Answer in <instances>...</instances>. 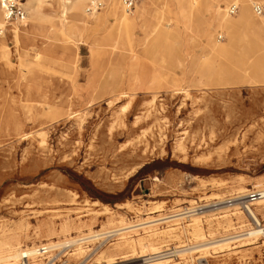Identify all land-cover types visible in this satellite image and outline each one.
<instances>
[{
  "label": "rangeland",
  "instance_id": "1",
  "mask_svg": "<svg viewBox=\"0 0 264 264\" xmlns=\"http://www.w3.org/2000/svg\"><path fill=\"white\" fill-rule=\"evenodd\" d=\"M254 2L264 9V0ZM205 3L143 0L129 13L137 17L140 7H150L132 41L124 32L117 36L107 20H91L76 34H54L53 26L61 22L58 0H44V19L34 27L29 16L15 25L23 28L19 44L15 26L6 28L0 39L5 37L11 62L0 59V248L16 237L25 249L98 230L106 234L54 248L43 255L44 263L143 264L137 244L135 251H116L115 244L153 235L150 240L162 250L189 248L203 241L188 225L193 219L115 230L264 189L259 185L264 182V69L244 72L238 41L243 29L226 56L208 54L192 40L185 26L199 38L209 17L203 15ZM208 3L226 6V0ZM252 12L264 17V10ZM220 33L219 41L229 43L227 33ZM189 53L198 55L193 82L180 66L191 60ZM114 85L122 95L111 104ZM263 207L255 211L264 220ZM223 212L231 222L216 213L200 216L207 240L241 230H234L243 224L240 211ZM64 222L69 233L60 232ZM168 226L173 233L162 236ZM48 227L55 234L49 235ZM263 242L239 243L224 253L191 250L159 264H264Z\"/></svg>",
  "mask_w": 264,
  "mask_h": 264
},
{
  "label": "bare ground",
  "instance_id": "2",
  "mask_svg": "<svg viewBox=\"0 0 264 264\" xmlns=\"http://www.w3.org/2000/svg\"><path fill=\"white\" fill-rule=\"evenodd\" d=\"M103 1L105 2L107 8H104L105 10H103L102 12L99 11L98 13H94L93 15H89L86 12L87 0H58L59 7L61 8V15H60L61 22L60 24L53 26V29H54L53 33L58 35V34H64L67 31H71V34H76L80 30L88 29L90 25L89 21L91 20H94L95 21L94 23L96 24L99 23V21L101 20H107L110 23L109 25H111L112 28L117 30L118 32L117 36H121L122 32H124L130 38H132L131 39L132 41L133 35H134L133 33L134 27L137 25V22L139 20H143L146 17L147 9H149L150 7H147V6L140 7L139 10H137V17H132L130 14L125 12L121 0H103ZM202 1L206 2L205 3L206 6H204L205 13L203 15L206 16L207 14H209V17L206 18L205 24L202 25V27L199 29L197 33L199 35V38H197L196 34L192 30H190V27L188 25L185 26L186 31H188L187 34H190V36L192 37V40L193 41L197 40L201 42L202 45H204L205 47L204 49L206 50L208 54H212L214 56H223V55L226 56V54L229 53L228 52L229 46L233 45L237 41L238 32L243 29V31H245V34L238 41H239V48L241 49L242 52H244V56L240 57V59L243 60L242 68L244 72L248 73V71L250 72V70H252L253 72L256 68L264 69L263 68L264 67V17H257L253 14L252 9H253V5L256 2H254V0H226V6L223 7L222 5L212 6L208 3V0H199L200 3ZM43 3H44V0H26L25 2V8L27 10L29 20L33 24L32 27H34L36 24H39L44 19L45 14H44V9H43ZM152 3H153V0H149V4L152 5ZM237 3H240L241 5L240 14L238 15L236 19H233L231 18L229 14V8L231 5L237 4ZM190 12H191L190 10L187 11L185 16L189 17ZM59 26L64 28V30H62V28L60 29ZM2 27H5V22H4V16H3V9L0 5V28ZM11 30L13 32V38L16 44H19L20 32L23 30V28L15 26L11 28ZM24 31H28V30L24 29ZM220 31H225L227 33L228 38H229V43L223 44L219 41L218 38L223 37V34H221ZM118 44H119L118 41H116L115 46H117ZM24 55L25 53L21 54L20 59ZM196 57H198V55L191 54V60L188 59L187 64L185 65L182 64V61H180V66H184L185 71H186V76L187 78L190 79L191 82H193L195 78L197 80L195 73L199 72V70H197V68L194 66L195 65L194 60ZM0 59L7 61L8 64H10L11 62L10 51H9L8 46L5 45L4 36L2 37V39H0ZM21 63L20 65H22ZM8 67H11V66H8ZM257 70L258 69H256V71ZM198 82L201 85L203 84L202 79L200 78L198 79ZM117 91H118V85H114L110 89L111 93H117L116 98L111 100L110 102L111 104L117 101L119 97H121L122 95L120 94L122 92L119 93ZM40 135H41L40 143L43 146L46 144V133L42 132ZM259 185L264 186V182H261ZM240 188L243 189V187H240ZM94 203H97V202H94ZM260 205L264 206V200H261L257 203V206H260ZM105 210L111 213L112 215V216L110 215L111 217H109L110 222L114 221V216H113V212H111V209L105 206ZM252 212L257 218H258V214L261 215L260 211H252ZM180 214L181 213L175 214L172 216H166L163 218H157L153 220L151 219L149 221H146V222L144 221L143 223H138V224L135 223L130 226L126 225L127 227H122L118 230H115L114 232H116L117 234V232L119 231L120 233H122L121 231H124V232L133 231V230L139 229L140 227L143 228L144 225H147L148 227H150L157 223H161V222L164 223L167 221H171V219L174 221L175 220L180 221V219L182 218ZM237 214L240 215L239 218L242 219L243 224L234 230H237L238 228H240L241 230L234 232V233L231 232L230 234L222 235L220 237L218 236V238H213L212 240L206 239L207 236L204 235L205 232L203 233V229L201 225V218L199 216L193 218L194 223L192 222L188 225L194 226L193 227L194 236L197 239H202L203 241L200 244L197 243L198 245L196 244L195 246L193 245L192 247H189V248L175 247L173 249L162 250L160 249V247L157 246V244L153 243L150 240L152 239L150 237L153 236V235H150L148 237L138 238L137 240H131V239L124 238L123 241L115 244V250L118 251V250L127 248L132 251H135L134 247H135V244H137L140 247L139 250L142 254V256L140 257L144 258L143 264H151V263L159 264V263H163L171 259L172 256H178L182 253H185L191 250L201 251V250H206V249H209V250L213 249V251H218V253L220 252L224 253V252H230L234 249H237L239 246L237 247H233V246L239 243L242 244L241 247H246V246H250L254 244L256 245L258 243L257 241L258 236L264 235V230L254 229L248 232L250 233L248 235H245V233H240L245 230L241 227L250 225V222L248 221V219H244L245 217L241 212H237ZM263 215H264V212H263ZM223 217L226 218L227 222L232 221L228 215H224ZM122 226H124V224ZM169 227L170 226H168V228L164 231L162 230L163 231L161 234L162 236L173 233V228H169ZM69 231H70V225L68 224V222L62 223L60 232L65 234V233H69ZM46 232L49 235L55 234L54 229L51 227H48ZM237 233H240V234H237ZM104 234L106 233L95 230L94 233L88 237L85 236L79 239L72 238L71 240H66L63 242L49 241V243H45L41 245V247H45L49 249L48 251L51 252L54 248H57L63 245L69 246L71 244H82L87 240L99 239ZM145 240H149L150 242L146 244L144 243ZM261 245L264 246V242ZM0 249L5 250V253L0 254V264H18L19 261L22 260V258L25 257L26 255L30 257L29 264H45L44 263L45 258H43V254L37 255L38 254L37 247H27L23 249L21 246V241L17 237L15 241L4 242ZM78 251L82 252L83 249L79 248ZM148 251L151 252L149 256L148 254L146 255ZM247 255L248 253L244 252L242 254V259ZM111 260L112 262H114L113 257H111ZM25 264H28V263L25 262Z\"/></svg>",
  "mask_w": 264,
  "mask_h": 264
},
{
  "label": "built area",
  "instance_id": "3",
  "mask_svg": "<svg viewBox=\"0 0 264 264\" xmlns=\"http://www.w3.org/2000/svg\"><path fill=\"white\" fill-rule=\"evenodd\" d=\"M143 0H121L125 12L132 13L136 10L138 5L141 4ZM26 0H0V5L3 9V16L5 27L0 28V36H2L6 28L13 27L16 24H21L27 20V10L25 8ZM239 4H233L229 8V14L234 15L239 10ZM105 7V2L103 0H88L86 12L90 15L101 11ZM255 12L260 15L263 13V6L260 3H255L253 5ZM264 200V189L262 190H252L245 194L236 195L234 197H227L226 199H218L209 202L199 203L195 205H188L181 209V211L174 213H181V219L185 221H191L195 216H204L209 213H216L224 215L223 211L229 210L231 214L236 211H240L250 222L251 227L246 228L243 232L248 235L251 230H264V220L258 214V218L253 214L252 211L256 210L257 203ZM238 208V209H236ZM226 213V212H225ZM170 215V216H172ZM172 220V219H171ZM237 233V234H240ZM236 234V235H237ZM255 239V238H254ZM264 235L258 236L257 241H263ZM45 247H37V255H46L50 251ZM29 258L27 255L23 257V264H29Z\"/></svg>",
  "mask_w": 264,
  "mask_h": 264
}]
</instances>
